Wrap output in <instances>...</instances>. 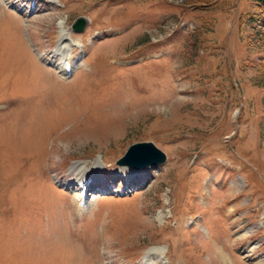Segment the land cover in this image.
I'll use <instances>...</instances> for the list:
<instances>
[{"label":"rangeland","instance_id":"1","mask_svg":"<svg viewBox=\"0 0 264 264\" xmlns=\"http://www.w3.org/2000/svg\"><path fill=\"white\" fill-rule=\"evenodd\" d=\"M263 20L254 0H0V264H264ZM144 141L167 159L134 178L117 160ZM83 170L102 186L82 210Z\"/></svg>","mask_w":264,"mask_h":264},{"label":"water","instance_id":"2","mask_svg":"<svg viewBox=\"0 0 264 264\" xmlns=\"http://www.w3.org/2000/svg\"><path fill=\"white\" fill-rule=\"evenodd\" d=\"M86 24L87 20L84 17H79L73 23V27L77 30H83ZM166 158L165 151L160 149L153 141H144L129 146L125 155L118 160V163L136 168H145L162 163Z\"/></svg>","mask_w":264,"mask_h":264},{"label":"bare ground","instance_id":"3","mask_svg":"<svg viewBox=\"0 0 264 264\" xmlns=\"http://www.w3.org/2000/svg\"><path fill=\"white\" fill-rule=\"evenodd\" d=\"M61 34H62L61 37L63 38L65 35H66V37H68L67 35L68 34H71V32H70L69 29H67L65 27H62ZM63 44H64V42L61 41L60 46H64ZM60 49H61V47H58L57 48V51L60 50ZM66 63H68V62H67V60H66L65 57H62V61H59V63H58L60 65L59 68H60V71L62 73H70V70H65ZM82 165H83V162L81 164L80 163H77L76 169L79 168ZM79 170H82V169H79ZM76 171H78V170H76ZM79 172L80 173L83 172L84 174H80ZM79 172H78V176L76 178H74V180H75L74 181V185H78V186L80 185L81 188H84L86 186L89 187V188H93L94 187L93 184H91V185L88 184L87 185V182H88L89 177H90V173L87 174L84 170L82 172L81 171H79ZM130 172H133V173L135 172V174L137 175V169H135V168H131ZM135 174L133 175L134 178H135ZM76 179H77V181H76ZM94 181H97V179L96 178L95 179H92L91 183H93ZM99 189H102V188H99ZM76 194H78L80 196V198H81V200H79L77 202V204L80 205L81 209L82 208L84 209V208H86L88 206L90 207L91 203H88L89 200H87V196L85 198V195H83V194H79V193H76ZM149 253H150V251L148 252V254ZM144 264H153V263H149V261L147 260L146 263H144Z\"/></svg>","mask_w":264,"mask_h":264},{"label":"trees","instance_id":"4","mask_svg":"<svg viewBox=\"0 0 264 264\" xmlns=\"http://www.w3.org/2000/svg\"><path fill=\"white\" fill-rule=\"evenodd\" d=\"M254 1L258 4L260 12L264 14V0H254ZM254 20L258 21L257 18L256 19L254 18Z\"/></svg>","mask_w":264,"mask_h":264}]
</instances>
